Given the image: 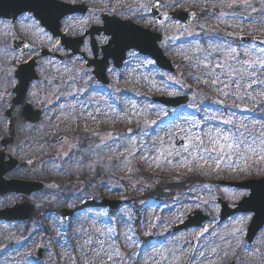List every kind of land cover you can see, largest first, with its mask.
I'll return each instance as SVG.
<instances>
[{
    "label": "rangeland",
    "instance_id": "obj_1",
    "mask_svg": "<svg viewBox=\"0 0 264 264\" xmlns=\"http://www.w3.org/2000/svg\"><path fill=\"white\" fill-rule=\"evenodd\" d=\"M60 1L88 7L86 14L61 21L66 37L100 25L101 13L115 15L160 34L159 47L175 71L160 70L131 51L121 69L109 65V84L103 86L84 67L91 59L88 38L80 47L83 56L68 58L69 51L30 14L13 25L0 19V150L10 151L19 163L6 178L56 185L29 198H0V209L23 200L34 206L26 221H0V264H183L191 241L196 244L190 264H264V229L247 244L251 214H235L220 223L217 201L234 208L248 195L221 182L264 177V145L259 138L252 144L253 135L264 131V68L244 65L255 75L240 80L237 71L220 75L215 84L211 81L221 69L208 75L217 60H225L229 46L238 50V59L261 58L256 49L264 47L253 48L239 38L264 36V0ZM154 4L162 11L191 12V21L157 23L149 15ZM15 38L28 42L31 50L22 55L12 50ZM105 38H96L98 47L106 44ZM246 48L252 49L251 55H244ZM43 51L48 54L43 56ZM32 60L38 78L29 84L23 104L12 106L16 66ZM227 63L241 67L236 60ZM153 96L186 100L167 108L151 102ZM25 104L41 112L34 125L24 122ZM215 129L245 132L255 152L246 151L245 145L239 153L226 148L217 166L203 152L183 151L191 137ZM102 199L120 204L115 210H77L80 204ZM64 208L73 210L66 220L60 214ZM195 211L206 216L199 227L172 231ZM39 248L40 258L34 262L31 257Z\"/></svg>",
    "mask_w": 264,
    "mask_h": 264
},
{
    "label": "water",
    "instance_id": "obj_2",
    "mask_svg": "<svg viewBox=\"0 0 264 264\" xmlns=\"http://www.w3.org/2000/svg\"><path fill=\"white\" fill-rule=\"evenodd\" d=\"M24 12L32 13L34 18L38 20L41 26L48 30L53 37H59L64 48L71 50V55L78 53L79 47L82 44L84 37L74 39L65 38L61 34L59 28L60 20L63 17L74 13H84L85 8L83 6H71L57 2L55 0H0V18H11L13 21L18 15ZM151 15L155 16L157 21H161L168 17L180 20L185 24L190 21V14L183 13L181 11L159 13L153 9ZM102 22L103 25L101 27H91L86 33L90 37V47L93 54V58L91 60H87V66L93 67L92 73L99 82L103 84L107 83L105 70L108 66V60H112L113 66L115 68H120L121 63L125 58L126 51L130 49H135L139 54L149 56L154 60L157 67L160 69L170 72L173 71L170 61L163 56L162 51L157 46V42L160 40L159 35L151 33L148 30H144L129 21L120 20L114 16L108 17L103 15ZM101 32L106 36H110V40L107 42L106 46L101 48L102 57L97 59V46L94 40V35H99ZM240 40L242 42H255L256 44L264 45V38L259 36L243 37ZM12 48L21 54L22 52L29 50L30 46L24 41L15 39L12 41ZM42 54L45 55V51H43ZM14 76L17 79V85L11 92L15 94V97L13 98V104L17 105L23 103L29 83L32 80L37 79L34 71L33 61L19 65L14 73ZM151 100L171 107H176L185 102L183 98L178 97H152ZM23 115L26 120L32 123L39 119V111H33L31 106L28 104L23 107ZM5 157H7V160H5ZM16 166L17 160L12 155H7L4 153V151H0V196H4L8 193H14L23 197H29L31 194L43 189L56 188V185L53 182L42 183L38 181L20 179L6 180L4 178L5 175L13 171ZM262 182V189H257L259 185L261 186L260 180L234 184L239 188L250 189L251 191L250 196L248 198H244L238 204L239 207L236 209L230 211L226 208L225 203H222L220 220H224L230 214L239 211H252L255 213L251 225L248 228L246 236L248 241L252 239V237L261 227V224L264 222V212L257 210L259 209L261 202L264 208V180ZM119 204V201H109L103 199L100 203H95L94 201L87 202L80 208H101L107 206L110 209H115ZM32 210L33 206L27 202L15 204L11 208L0 210V220L8 222L25 220L31 216ZM62 212L65 218L68 216V214H70V211L67 210ZM199 216L200 214L198 212H194V217H189V220L177 227V229L199 225L205 219V217ZM193 247L194 245L191 243L189 254L187 255L183 264H188L192 256ZM40 253L41 248L35 252L33 255V260L39 259Z\"/></svg>",
    "mask_w": 264,
    "mask_h": 264
},
{
    "label": "snow or ice",
    "instance_id": "obj_3",
    "mask_svg": "<svg viewBox=\"0 0 264 264\" xmlns=\"http://www.w3.org/2000/svg\"><path fill=\"white\" fill-rule=\"evenodd\" d=\"M105 42H107V38H105ZM253 48H255V45H253ZM215 50L220 51L221 46L219 45L215 46ZM256 51L262 54L259 60L257 61H250L247 59L241 60V59H238V57L240 56V53L238 52V50L236 48L229 46L228 51L225 53V60L223 62H221L220 60H217L213 69L209 71L208 73V75L211 76L212 71H214L215 69H221V73L217 74L216 79L212 80L211 83L213 84L217 83L219 81L220 75L232 76L237 71L239 72L240 80H243L245 78V75H255L254 72L248 73L247 69L243 66L247 65L248 68H252L254 67L255 64L258 63L261 66V68H264V49H256ZM251 52H252V49H248V48L244 49L245 56L251 55ZM211 56H212V52H209V54L204 57L205 67L209 66V63H210L209 57ZM228 59L236 60V62L240 64L241 67L237 70L232 65L227 63ZM225 69H227V71H224ZM235 82L239 84V80ZM252 83H258V81L253 80ZM224 122L226 124L233 123L231 120H226ZM241 127H244L245 131H248L246 125H241ZM249 135H253V134L249 132ZM203 137H207L211 147L205 145V140ZM203 137L202 136L191 137L190 143L183 146V151L189 152V148H191L193 152H203L207 154V158L210 160H213L217 164V166L219 165L220 160L223 159V156H221L220 154L224 153L226 148L236 153H239L241 145H245L246 151L255 152V149L252 147V144H255L257 138L260 139V145H264V131L260 132L258 137L253 135L252 144H249L247 142V139L245 138V132H241L239 131V129H237L236 132H233L231 130L222 131L220 129L210 130L209 132L204 133ZM191 140H195L198 142L191 143ZM260 151L261 153H264V147H261ZM169 155H171V153H169ZM177 155H180V153L178 152ZM200 159L204 160L205 157L201 156ZM205 162L207 161L205 160ZM204 231H207V229H205Z\"/></svg>",
    "mask_w": 264,
    "mask_h": 264
},
{
    "label": "bare ground",
    "instance_id": "obj_4",
    "mask_svg": "<svg viewBox=\"0 0 264 264\" xmlns=\"http://www.w3.org/2000/svg\"><path fill=\"white\" fill-rule=\"evenodd\" d=\"M96 36H98V35H94V37H96ZM96 46H97V44H96ZM104 46H106V44H104L103 46H100V47H98L97 46V54L99 53L100 54V58L102 57V51H101V48L102 47H104ZM63 48H64V46H63ZM69 52H71V50L69 49ZM142 57H146V58H149V56H147V55H142V54H140ZM109 62H112V60L111 59H109L108 60V64H109ZM123 63H124V61H122V63H121V66L123 65ZM108 67V66H107ZM8 131H6L5 132V134L7 133ZM8 134V133H7ZM8 136V135H7ZM7 139H9V136H8V138ZM5 152L7 153V155H10V154H8V153H10V151H6L5 150ZM257 209V208H256ZM258 210V209H257Z\"/></svg>",
    "mask_w": 264,
    "mask_h": 264
},
{
    "label": "trees",
    "instance_id": "obj_5",
    "mask_svg": "<svg viewBox=\"0 0 264 264\" xmlns=\"http://www.w3.org/2000/svg\"><path fill=\"white\" fill-rule=\"evenodd\" d=\"M161 194V193H160Z\"/></svg>",
    "mask_w": 264,
    "mask_h": 264
}]
</instances>
